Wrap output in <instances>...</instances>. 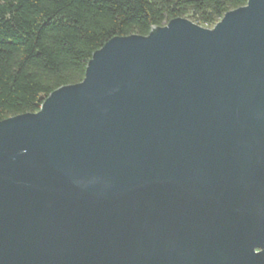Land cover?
<instances>
[{
  "label": "water",
  "instance_id": "1",
  "mask_svg": "<svg viewBox=\"0 0 264 264\" xmlns=\"http://www.w3.org/2000/svg\"><path fill=\"white\" fill-rule=\"evenodd\" d=\"M0 264H264V0L113 36L0 120Z\"/></svg>",
  "mask_w": 264,
  "mask_h": 264
},
{
  "label": "trees",
  "instance_id": "2",
  "mask_svg": "<svg viewBox=\"0 0 264 264\" xmlns=\"http://www.w3.org/2000/svg\"><path fill=\"white\" fill-rule=\"evenodd\" d=\"M246 0H0V120L36 112L54 89L83 79L113 36L147 35L174 17L202 26Z\"/></svg>",
  "mask_w": 264,
  "mask_h": 264
},
{
  "label": "rangeland",
  "instance_id": "3",
  "mask_svg": "<svg viewBox=\"0 0 264 264\" xmlns=\"http://www.w3.org/2000/svg\"><path fill=\"white\" fill-rule=\"evenodd\" d=\"M185 18H187V19H189L190 21L196 23V22L194 21V19H192V18L189 17V16H185ZM196 24H197V23H196ZM214 24H215V22L212 23V24H209V25H202V27H205V28H211Z\"/></svg>",
  "mask_w": 264,
  "mask_h": 264
}]
</instances>
